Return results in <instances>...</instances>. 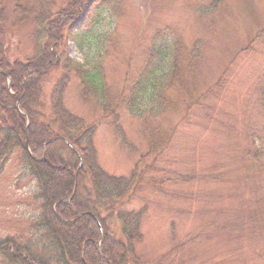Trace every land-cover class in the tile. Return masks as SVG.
<instances>
[{
    "label": "rangeland",
    "instance_id": "1",
    "mask_svg": "<svg viewBox=\"0 0 264 264\" xmlns=\"http://www.w3.org/2000/svg\"><path fill=\"white\" fill-rule=\"evenodd\" d=\"M34 1L7 2L10 59L34 54L35 23L16 25L13 13L14 5L35 7ZM104 9L86 39L89 53L76 45L74 30L65 58L85 61L99 44L94 39L104 40L98 50L106 96L74 76L64 105L96 127L105 171L139 175L121 207L143 212L137 255L143 264H264V0H111ZM165 30L184 43L187 57L162 87L163 99L136 98V106L147 107L139 116L131 91L144 76L148 48ZM63 73L54 69L44 81L41 109L48 116L58 84L68 78ZM19 157L16 151L0 166V238L26 242L38 239L32 224L41 202ZM112 226L122 238L116 219ZM0 264L9 263L0 256Z\"/></svg>",
    "mask_w": 264,
    "mask_h": 264
},
{
    "label": "trees",
    "instance_id": "2",
    "mask_svg": "<svg viewBox=\"0 0 264 264\" xmlns=\"http://www.w3.org/2000/svg\"><path fill=\"white\" fill-rule=\"evenodd\" d=\"M7 2L0 0V166L19 151L20 161L36 181L35 197L41 202V211L32 224L38 239L0 238V256L9 264H143L136 253L142 239L143 212L121 208L137 188L139 175L117 176L105 171L93 141L96 127L84 126V120L64 105V90L74 76L98 98L106 96L104 58L98 50L104 40L94 39L99 44L93 57L85 61L65 58V44L67 33L75 30L80 33L76 45L89 53L85 51L88 34L111 0H68L63 6L58 0H37L35 7L30 2L14 5L16 25L35 23L34 54L24 61L7 55ZM163 33L166 30L157 33L148 48L144 76L131 91L133 106L136 98L148 104L163 99L162 87L171 81L177 63L187 57L184 43ZM190 57L193 61L194 56ZM54 69H62L68 78L58 84L48 116L41 109L43 86ZM31 85L34 87L29 88ZM261 102L264 108V86ZM136 108L139 116L147 109ZM25 114L30 118L27 127ZM60 169L67 174L55 178L53 173ZM114 219L122 238H117Z\"/></svg>",
    "mask_w": 264,
    "mask_h": 264
},
{
    "label": "bare ground",
    "instance_id": "3",
    "mask_svg": "<svg viewBox=\"0 0 264 264\" xmlns=\"http://www.w3.org/2000/svg\"><path fill=\"white\" fill-rule=\"evenodd\" d=\"M67 174V170L66 169H60L57 170L55 173H53V176L56 178V176H62V175H66ZM88 240V237H87ZM87 245L89 244V240L86 243Z\"/></svg>",
    "mask_w": 264,
    "mask_h": 264
}]
</instances>
